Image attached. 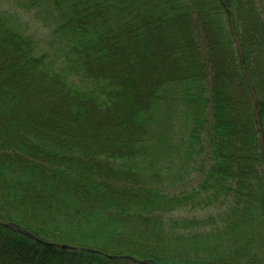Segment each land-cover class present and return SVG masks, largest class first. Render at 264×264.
<instances>
[{"label":"trees","instance_id":"16d2710c","mask_svg":"<svg viewBox=\"0 0 264 264\" xmlns=\"http://www.w3.org/2000/svg\"><path fill=\"white\" fill-rule=\"evenodd\" d=\"M24 4L52 42L0 11V264H264V0Z\"/></svg>","mask_w":264,"mask_h":264},{"label":"rangeland","instance_id":"374dc122","mask_svg":"<svg viewBox=\"0 0 264 264\" xmlns=\"http://www.w3.org/2000/svg\"><path fill=\"white\" fill-rule=\"evenodd\" d=\"M24 6V0H0V11H6L15 25L21 26L27 33L32 34L42 48L48 49L52 42V37L49 35L50 30L35 19L33 11L35 9H24ZM192 214L191 210L180 209L173 213L172 220L188 218Z\"/></svg>","mask_w":264,"mask_h":264},{"label":"water","instance_id":"95a60500","mask_svg":"<svg viewBox=\"0 0 264 264\" xmlns=\"http://www.w3.org/2000/svg\"><path fill=\"white\" fill-rule=\"evenodd\" d=\"M2 225L5 226V227H9V228H12L13 227V225L11 223H3ZM15 228L17 230H20L21 232H23L24 234H26L28 236H32V233H30L28 231H25V230H22L19 226H16ZM60 246H62V247H68V245H66V244H61ZM110 257H113V256H110ZM127 258H129V259H131V260H133L135 262H140L141 264H148V262L146 260H140V261H138L137 259H134V258L129 257V256H127Z\"/></svg>","mask_w":264,"mask_h":264}]
</instances>
